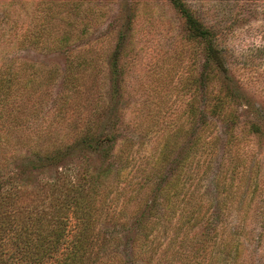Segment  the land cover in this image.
Segmentation results:
<instances>
[{
  "label": "rangeland",
  "instance_id": "rangeland-1",
  "mask_svg": "<svg viewBox=\"0 0 264 264\" xmlns=\"http://www.w3.org/2000/svg\"><path fill=\"white\" fill-rule=\"evenodd\" d=\"M52 1L0 0V69L15 71L28 63L39 72L37 82L35 78L21 89L11 113L22 126L19 137L13 132L15 145H65L52 162L44 158L47 150L33 155L21 147L18 163L34 166L31 180L46 182L57 175L75 180L85 171L107 165L115 169L120 164L117 152L125 145H133L137 162L153 153L149 168L166 134H177L181 125L183 134L170 141L177 146L163 166V180L191 145H200L196 176L200 192L212 203V229L205 232L217 243L214 252L221 264L226 259L231 264H264V0H186L212 30L220 68L203 42L187 38L170 0H55L49 9ZM44 15L53 16L55 30L69 32L71 42L65 49L43 50L28 40ZM64 19L75 25L58 26ZM71 54L82 56L85 64L75 81L80 89L62 104L67 116L59 123L55 115L66 99L69 82L64 76ZM224 98L222 111L212 115L210 106ZM190 102L196 109L193 124L187 116ZM89 126L95 139L82 142ZM40 127L47 135H36ZM27 135L32 136L30 142ZM89 145L100 147L91 151ZM232 165L239 166L236 174H231ZM216 176L234 189L227 222L241 221L239 234L230 228L225 245L219 220L225 210L217 204ZM143 190L140 196L151 200V189ZM114 228L118 235L121 223ZM119 234L122 257L127 264H137L132 234Z\"/></svg>",
  "mask_w": 264,
  "mask_h": 264
},
{
  "label": "trees",
  "instance_id": "trees-1",
  "mask_svg": "<svg viewBox=\"0 0 264 264\" xmlns=\"http://www.w3.org/2000/svg\"><path fill=\"white\" fill-rule=\"evenodd\" d=\"M170 2L184 22L187 38L192 42H203L212 54L214 66L220 68L222 63L213 44L212 30L186 0ZM56 3L52 1L48 8ZM44 17L40 26L27 36L28 40L43 50L65 49L71 42L69 32L58 27L55 30L52 15ZM63 23L75 25L67 19L57 25ZM84 30L82 27L80 34ZM84 62L85 59L77 54H71L68 59L64 79L69 84L65 85L66 99L58 105L56 122L60 123L67 116L62 104L80 89L75 81ZM38 74L34 65L28 63L15 71L10 67L0 69V264H127L119 251L122 230L132 234V256L138 260L137 264H221L220 255L214 252L217 243L205 232L212 229L214 214L210 210L211 201L207 202L206 194L200 192V181L196 176L200 145H191L186 150L168 179L163 180L161 175L170 152L177 146L170 145V141L173 144L176 136L183 134L181 125L177 127V134H166L162 145H158V156L153 158L149 168L148 159L154 156L153 153H149L144 162H137L133 145H125L117 152L120 164L115 169L107 165L98 171H85L75 180L58 175L46 182L31 180L34 166L18 163L21 147L26 146L28 153L33 155L47 150L43 153L44 158L52 162L60 158L65 146L61 142L15 145L17 140L13 132L19 137L22 126L17 115L11 116V113L18 106L16 99L21 89L34 83L35 78L37 82ZM226 102L224 98L213 103L210 106L212 115L219 114ZM195 115L196 109L190 102L187 116L191 118V124L195 122ZM206 125L205 122L203 127ZM45 130L40 127L35 133L38 137L47 135ZM90 133L91 126L84 130L82 142L95 139ZM27 138L28 141H24L30 142L32 136L27 135ZM89 146L91 151L100 147ZM109 150L107 148L105 153ZM238 168V165H232L231 174H236ZM111 174L113 179H110ZM239 174L241 178L245 176L244 170ZM136 178L139 180L134 181ZM215 180L217 204L225 210L219 216L221 242L225 245L230 228L239 234L241 221L227 222L230 208L234 206L232 183L225 184L223 176H216ZM128 187L131 189L127 197L119 202ZM143 189H151V200L140 196ZM129 205H133L131 212L127 210ZM141 206L147 210L140 211ZM117 222L122 227L119 236L114 228ZM198 226L200 230H197ZM234 248L237 249L236 244ZM227 256L233 258L232 254ZM231 263V259H226L225 264Z\"/></svg>",
  "mask_w": 264,
  "mask_h": 264
}]
</instances>
